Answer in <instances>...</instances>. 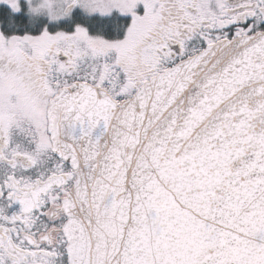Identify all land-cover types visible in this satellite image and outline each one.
<instances>
[{
	"label": "snow or ice",
	"instance_id": "6c2138e0",
	"mask_svg": "<svg viewBox=\"0 0 264 264\" xmlns=\"http://www.w3.org/2000/svg\"><path fill=\"white\" fill-rule=\"evenodd\" d=\"M0 264H264V0H0Z\"/></svg>",
	"mask_w": 264,
	"mask_h": 264
}]
</instances>
